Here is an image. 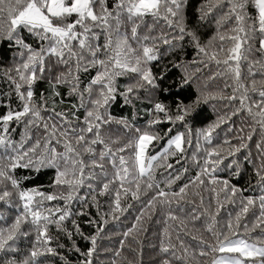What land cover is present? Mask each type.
I'll return each instance as SVG.
<instances>
[{
    "label": "trees",
    "instance_id": "16d2710c",
    "mask_svg": "<svg viewBox=\"0 0 264 264\" xmlns=\"http://www.w3.org/2000/svg\"><path fill=\"white\" fill-rule=\"evenodd\" d=\"M114 3L115 0H109V7H113ZM205 3L207 0H185L186 32H194L200 44L208 48L209 54L217 51L218 58L222 60L225 58V53L219 52V45L223 43L224 48L227 49L232 46V42L227 39L223 42L219 41L218 34L235 35L231 30L237 26V23L232 19L223 22L222 25L217 24V20L228 10L226 3L214 9L205 19H201L200 9ZM247 12L249 15H255L251 7ZM137 22L140 24L138 28L140 39L130 41L132 47L139 49L142 44H147L149 47L155 45L158 49L157 59L149 61L146 65L151 69L155 78L154 84L144 83L140 80L138 73L130 71L116 76L113 82L115 87L113 98L100 109L105 119L109 117L111 119L108 123H101L99 131L101 138L112 151L134 141L140 133L145 131L160 137V139L153 140L146 151L147 157H158L153 162L151 181L153 187L151 189L146 187L147 176L140 177L139 198L133 199L131 193L136 191L135 181L138 177L134 161L135 152L133 148H126L124 152L118 153V156L123 155L127 161L129 175L123 183L124 187L131 191L125 195L121 190V208L126 210L113 213L115 190L119 188L120 182L113 183L108 193L99 195L103 183L112 180L116 171L108 162L111 157H106L103 161L104 168L93 169L95 178L86 179L85 184L79 188L70 202L66 203L61 199L45 202V207L67 208L71 214L61 222L60 227L56 224L49 225L48 234L53 237L50 246L56 248L58 255L41 257L39 264H82L86 258L84 254L92 247L90 238L97 235L101 228L103 230L97 235L95 251L91 257L92 264H163L165 260L170 261V264H212L213 260L227 254L213 252L209 248V245L218 246L217 237L206 230L207 225L212 223L213 216L216 217L213 230L221 234L220 240L224 239V235H228L231 239L241 238L249 243L264 246V231L260 228L249 231L259 216L258 198L264 195V182H261L260 176L257 175L261 164H264V147L257 148V144L264 145V130L260 128L246 108L236 112V109L240 108L239 99L230 102L219 98L233 95L234 89H236V96H241L244 88L240 85L251 89L253 80L256 81L257 89L261 87V82L264 81V52L259 51V33L257 32L254 38L246 40L243 44L242 56L239 60L240 80L237 82L234 73L227 71L226 66L217 65L215 61L209 60L203 54H198V49L190 36L185 34L183 40L173 39L181 34L177 29L169 28L162 19L157 22L151 16H146L143 22ZM131 26V22H126L120 30L130 35ZM20 35L24 37L26 43L32 45L33 49H39L41 44L47 45L46 41H39L26 30H20ZM146 35L150 39L144 41L143 37ZM240 36L244 38L245 34L240 33ZM213 37L217 38L212 46H209V41H212ZM165 38L172 42L163 43ZM94 43L101 46L105 43V34L102 31L99 33V39ZM21 51L24 50L14 41L0 40V115L5 114L9 108L22 110V102L15 91V85L6 74L9 69L26 59V55L25 57L19 55ZM84 55L86 60L91 59L86 51ZM104 58L103 51L98 53L97 59ZM74 63L73 60L65 66L57 63L55 56L46 57V70L34 82L31 90L34 94L33 102L40 108L44 121L49 124L56 123L62 128H74L77 130L76 134H79V130L87 126L85 116L87 111L94 107L91 101L97 98L100 85L93 86L91 95L85 89L103 69L98 64L91 67L82 61L81 70L76 72ZM231 63L233 66L236 64L235 61ZM85 66L87 71L83 70ZM70 67L73 68V75L79 77L78 91L71 92L72 84L70 83H60L52 87L55 84V77L61 72H67ZM11 75L15 76V73L12 72ZM185 80H187L186 83ZM140 84H143V87H140ZM226 84L228 87H225ZM130 86L133 87V91L128 93L127 88ZM21 91L26 93L27 86ZM248 96L250 100L246 103L260 100L258 91H249ZM157 103L163 104L166 112H157L155 109ZM181 106H190L189 115L183 121H177L174 118L182 114ZM53 109L57 113H64L65 116H53ZM256 111L258 109L253 106V112ZM234 112H236L235 115H233ZM50 116L53 117L52 120L48 119ZM168 116L173 119L169 120ZM31 118L28 116L20 122H11L7 135L17 147L20 143H24L25 150L40 140L41 144L37 149V154H39L45 149V138L48 133L45 132L40 121L26 130L27 120ZM221 118H223L222 123ZM154 120L159 122L150 123ZM120 121H125L128 127ZM213 124H219V126L212 131L210 140H206L203 131ZM136 129H139L140 133H137ZM180 133H183L185 140H190L191 143L184 144L183 153L178 152L176 155L169 153L167 160H163L161 156L164 150L169 148L168 141ZM0 134H2V129H0ZM249 134L252 136L251 140L247 139ZM86 137L88 140L95 138L94 133H86ZM240 137L244 139L241 140ZM69 138L73 139L72 136ZM241 143L246 147L240 148ZM47 147H54L60 153L65 151L63 143H57L55 138L51 139ZM93 147L96 149L97 156L85 155L83 158L86 162L92 158H98V153L104 150L103 144L98 143ZM235 148H240V150L234 155H229L228 153ZM214 149L221 152L222 162L216 167L215 172L210 170L209 175L201 177L204 180L203 184L192 183L197 174L201 172L205 159H208L207 152ZM172 150L174 148L170 152ZM11 154L10 149L6 151L3 146H0V157ZM118 156L116 160L119 167ZM211 159H215V156ZM167 164H171L172 167L167 168ZM9 174L19 182V190L35 188L45 194L56 195L66 194L68 191L66 187L54 186L56 169L52 167H18L11 170ZM177 175H180V179L175 180L169 186L168 181ZM212 176L216 177L217 183L210 182ZM224 180H227L231 187L238 189L235 196H232L230 191H220L223 187L221 182ZM88 184H92L96 191H91L87 187ZM186 184L188 187L182 194L183 199L173 195ZM161 189L168 194L167 197L157 196V192ZM4 190L13 192V196L9 202L0 201V217H2L0 226L12 222L17 215L15 205L20 203L16 195L17 190L12 188L10 181L0 178V192ZM93 195L96 197L95 201L92 199ZM153 197L156 199L153 200ZM247 197L253 198L256 203L250 206L249 212L242 217L236 235L233 236L226 224L230 219L234 221L236 214L241 211V201ZM164 200L168 202L162 203L161 201ZM149 201H152L154 206L150 205ZM58 216L59 214L56 218ZM173 216L176 219H172ZM193 217H198V219H193ZM77 225L79 232L76 231ZM130 229L129 235L125 236L124 233L129 232ZM23 230L30 231L32 234L26 237L20 236L17 239L16 251L0 253V264H5L9 259L20 262L28 256L35 240V233L31 225H25ZM69 232L72 233L71 237L67 235ZM201 240L206 243H201ZM162 243L175 245V247H170L169 252L164 253L161 251ZM61 245L63 247H60ZM77 248L79 252L76 251ZM201 251L208 254L201 256ZM251 262H258V260Z\"/></svg>",
    "mask_w": 264,
    "mask_h": 264
},
{
    "label": "snow or ice",
    "instance_id": "6c2138e0",
    "mask_svg": "<svg viewBox=\"0 0 264 264\" xmlns=\"http://www.w3.org/2000/svg\"><path fill=\"white\" fill-rule=\"evenodd\" d=\"M184 3L185 0H115L114 6L109 7V0H0V40L14 41L24 51H21L19 55L25 57L22 62L16 64L14 68L9 69L6 73L8 79L15 85V91L18 94L19 99L22 102V110H9L0 115V146H3L5 150H11V155L0 157V178L10 181L13 189L17 190L16 195L20 201L15 205L17 209V215L10 224H4L0 226V253L14 252L16 251L15 242L20 236H29L32 234L30 231H24L25 225H31L32 231L35 233V240L29 250L28 256L22 261L17 262L15 259H9L5 264H39L41 257L48 255L57 256L56 248L50 246V242L53 237L48 234L49 225L56 224L60 227L61 222L64 221L71 213L67 208H48L45 207L46 201H53L56 199L64 200L66 203L70 202L77 194L79 188L85 184L86 179H94L95 175L93 169L104 168L103 161L106 157H111L109 163L114 169H116L114 177L103 183L102 188L99 190V195H104L110 191V186L119 181L120 186L115 190L114 207L112 212H120L121 208V190L126 195L129 188L124 187L123 181L129 175V168L127 167V161L122 153L126 148H133L135 152L134 161L135 168L138 172V177L135 181L136 191H132V198L138 199V193L141 188L140 177L147 176L148 182L146 187L151 189L153 184V162L158 159L157 156H146V149L148 145L153 141L160 139L157 135L151 134L147 131L140 133L139 129L135 131L140 133L138 137L123 147L117 148L115 151L105 143L104 139L100 135L101 123H108L111 119H105L101 114L100 109L108 104L109 100L113 98L115 92L114 79L116 76L124 75L126 71L132 73H138L140 80L148 85L154 84V77L151 69L146 65L149 61L157 59L158 49L153 45L152 47L147 44H142L139 49L133 48L130 41H139L138 28L140 24L137 22H143L146 16H151L154 21L163 20L166 22L169 28H174L179 31L181 35L174 37L173 39L183 40L184 35L191 37L192 42L198 49V54H203L208 57L209 60L215 61L217 65L223 64L226 66V70L234 73V78L237 82L240 80L239 60L241 59V49L243 44L248 39L254 38L258 32L260 35V48L259 51L264 52V0H207V3L201 6V19H205L211 14L214 9L222 7L225 3L228 5V10L217 20L218 25H222L223 22L234 19L237 26L231 31L235 35H219V41L223 42L226 39L232 42V46L225 49L223 43L219 45V52L225 53L224 59L218 58V52L212 51L209 54L208 48L202 46L199 42V38L194 32H186L184 22ZM251 7L255 11V15H249L247 10ZM74 17V19H72ZM251 21V23H248ZM131 22L130 35L127 32H121V26ZM20 30H26L29 34L37 37L39 41H46L47 45L41 44L39 49H33L31 44L26 43L24 37L20 35ZM99 30V31H98ZM105 34V43H94L99 39V33ZM240 33H244L245 37L242 38ZM217 37H213L212 41H209V46H212L213 41ZM149 36H144L143 40H149ZM155 39V38H151ZM75 42V43H73ZM172 41L165 38L163 43L170 44ZM251 50V49H249ZM87 52L91 59L86 60L84 52ZM104 52V59H97L98 53ZM48 56L57 57V63H62L65 66L70 61L74 60V69L76 72L81 70L84 61L87 66L95 67L97 64L103 69L97 73L92 79L89 86L85 89L89 95L93 92L94 85H100L97 98L92 100L91 103L94 106L93 109L87 111L85 116L86 128L79 130V134H76L74 128H62L58 127L56 123L49 124L44 121V117L41 116L40 108L33 102L32 85L40 76L45 72V59ZM235 61L233 66L231 62ZM202 62V61H201ZM84 71H87V67H83ZM199 71V69H197ZM14 72L15 76L11 75ZM39 74V75H38ZM222 74V73H221ZM18 78V79H17ZM79 77L73 75V68H69L67 72H61L55 77V84L52 87L60 83L72 84L71 92L78 91ZM187 80H185V83ZM27 86L26 93L21 91L23 87ZM143 87V84L139 85ZM225 87H228L226 84ZM244 88V92L241 96L237 97L233 90L231 96H220V99H227L228 101H235L239 99L240 108L236 109V112H240L247 109L248 113L252 115L253 119L259 124L260 128L264 130V81L261 82V87L257 89L256 81H252V88ZM133 87H128L127 92L131 93ZM259 92V102L250 100L248 92ZM59 95V93H56ZM82 95V94H81ZM126 96V94H124ZM127 98V97H126ZM216 98V97H211ZM198 102V101H197ZM253 106L258 111L253 112ZM190 106H181L180 110L182 114L176 115L175 120L183 121L187 115H189ZM157 112H166L165 106L161 103L155 105ZM233 113V115L236 114ZM53 116L64 117V113H57L55 109L52 110ZM31 116V119L27 120L25 125L26 130L36 124L37 121L42 122V126L48 136L45 138L44 151L37 154V149L40 147L41 141L37 140L36 143L28 149H24V143H20L19 147L15 146L14 142L7 135L9 132V124L13 121L20 122L25 117ZM52 116L48 119L52 120ZM169 120L173 117L168 116ZM65 122L66 118H65ZM125 127H128L125 121ZM159 121H151L150 123H158ZM221 123L223 118H221ZM219 124L210 125L203 131L204 138L210 140L212 131L218 127ZM171 131V129H169ZM243 131V129H241ZM254 131V129H253ZM86 133H94V137L88 140ZM72 136L73 139L69 137ZM55 138L57 143H63L65 151L57 152L54 147H47L51 143V139ZM63 138V139H61ZM30 139V137H28ZM241 140L244 137H240ZM248 140L252 139L251 134L247 136ZM74 140V143H73ZM191 143L190 140L186 141L183 133L178 134L173 139L168 141L169 148L164 150L161 158L167 160L168 154L176 155L178 152L183 153L185 151L184 144ZM103 144L104 150L98 153V158H92L88 162L83 158L85 155L96 157V149L93 145ZM115 143V142H114ZM227 143V141L225 142ZM246 147L241 143L240 148ZM264 147L262 144H257V148ZM171 152L170 150L173 149ZM240 148H235L230 151L229 155H234ZM80 149V150H78ZM119 161V167L117 166V158ZM215 156V159H211ZM208 159H205L204 165L201 168V172L194 178L195 182L203 184L204 180L201 178L203 175H209L211 172H215L216 167L222 162L223 157L221 152L212 150L207 152ZM62 162V166H61ZM179 162V161H178ZM52 167L56 169V178L54 186L66 187L68 189L66 194H45L38 189L19 190V182L14 179L9 173L11 170L18 167ZM159 166V165H157ZM167 168H171V164L166 165ZM87 170V172H86ZM187 171V169H185ZM264 164H261L260 169L257 171V175L260 176V181L264 182ZM180 175L174 177V179L168 181L169 186L179 180ZM211 183H217L215 176L211 177ZM223 187L220 191H230L232 196H235L238 189L231 187L227 180L221 182ZM87 187L95 192L92 184H88ZM188 185L181 187L178 193H174V196H179L183 199L182 194L185 193ZM215 191V189H213ZM162 189L157 192L159 197H167ZM13 196V192L4 190L0 192V201L9 202ZM84 199V198H81ZM95 201V195L92 196ZM156 197H153L155 200ZM259 216L256 218V222L252 225L249 231H254L256 228H260L264 231V195L259 198ZM162 203L168 202L167 200L161 201ZM256 201L247 197L241 201V211L238 212L234 218V221L230 219L226 227L233 236L236 235V230L240 226V222L243 216H245L250 206L255 205ZM149 204L153 205L152 201ZM59 214L58 218L56 215ZM2 218V217H0ZM117 218L118 217H114ZM176 219V217H171ZM140 219L139 217L137 218ZM198 219V217H193ZM216 217H212V223L207 225V231L212 232L217 237L218 246L213 247L209 245V248L213 252L229 253L233 254L228 257H222L220 259L213 260L212 264H246V261L251 264V261L258 260V264H264V246H256L254 243H248L245 239H231L228 235H224V239L220 240L221 235L215 232L214 225ZM91 223V221H90ZM107 223V221H104ZM75 224V221H73ZM135 227V226H134ZM247 229V226H245ZM99 229L97 235H99ZM76 231L79 232V226H76ZM131 232H125L124 235L128 236ZM167 233V229L165 230ZM71 237L72 233H67ZM97 235H93L91 239L92 247L85 253V260L82 264H92L91 257L95 251ZM179 239V237H177ZM196 239V237H194ZM201 243H206L201 240ZM123 246V241L121 242ZM183 244V242H181ZM60 247H63L62 245ZM175 245H164L162 243L161 251L164 253L169 252ZM187 252V248L184 249ZM76 251L79 252L77 248ZM207 252L201 251L200 255L205 256ZM117 255L119 253L117 252ZM173 255L175 253L173 252ZM63 258V257H61ZM180 259V257H177ZM163 264H170V261L165 260Z\"/></svg>",
    "mask_w": 264,
    "mask_h": 264
},
{
    "label": "rangeland",
    "instance_id": "374dc122",
    "mask_svg": "<svg viewBox=\"0 0 264 264\" xmlns=\"http://www.w3.org/2000/svg\"><path fill=\"white\" fill-rule=\"evenodd\" d=\"M146 151H147V149H146ZM239 239H241V238H239ZM249 243V242H248ZM256 246H258V245H256ZM232 254H229V253H227V254H225V255H223L222 257H228V256H231ZM221 257V258H222ZM246 264H249V262L248 261H246ZM251 264H258V262H251Z\"/></svg>",
    "mask_w": 264,
    "mask_h": 264
},
{
    "label": "crops",
    "instance_id": "0c3cea01",
    "mask_svg": "<svg viewBox=\"0 0 264 264\" xmlns=\"http://www.w3.org/2000/svg\"><path fill=\"white\" fill-rule=\"evenodd\" d=\"M222 256H220L218 259H220Z\"/></svg>",
    "mask_w": 264,
    "mask_h": 264
}]
</instances>
